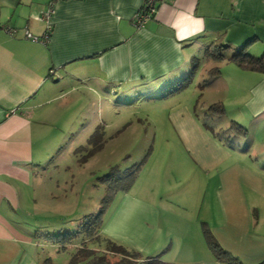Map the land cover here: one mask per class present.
<instances>
[{
	"label": "crops",
	"instance_id": "1",
	"mask_svg": "<svg viewBox=\"0 0 264 264\" xmlns=\"http://www.w3.org/2000/svg\"><path fill=\"white\" fill-rule=\"evenodd\" d=\"M142 1L57 0L50 41L41 43L26 35L43 37L53 0H0V264H39L53 251H67L48 238L52 234L37 223L34 208L37 191L47 185L41 183V162L55 148L46 108L59 97L73 88L111 95L169 87L190 75L196 60L199 72L200 58L218 44L225 45L222 60L231 63L245 45L251 55L264 54V0H169L137 27L134 17ZM232 74L228 93L245 97L237 109L248 133L240 139H263L257 131L264 130V73L244 69ZM221 76L205 81L206 76L203 85ZM78 107L85 106L79 102ZM60 110L61 121L65 115ZM188 136V149L175 154L195 160L196 176L186 188L178 187L187 200L175 199L170 191L164 193L172 197L164 199L153 189L151 172L142 178L141 170L130 189L129 207L132 215L140 213L135 224L144 229L135 233L137 249L151 250L165 264H229L210 250L203 235L206 225L244 264H264V160L252 163L248 157L256 151L250 146L235 152L221 139L194 144ZM181 176L172 169L164 179L172 183Z\"/></svg>",
	"mask_w": 264,
	"mask_h": 264
},
{
	"label": "rangeland",
	"instance_id": "2",
	"mask_svg": "<svg viewBox=\"0 0 264 264\" xmlns=\"http://www.w3.org/2000/svg\"><path fill=\"white\" fill-rule=\"evenodd\" d=\"M203 57L199 60V72L194 74L188 86L179 91H175L173 85L183 82L190 75L177 79L169 87L160 85L119 90L109 96L104 93L94 95L89 88L67 86V90L73 89L46 108L51 121L47 129L55 148L41 162V183L47 185L45 190L37 191L40 194L34 207L38 209L37 223L47 227L52 235L59 234V229L77 231L85 215L99 212L107 195V184L102 178L114 166L127 169L141 164L140 177L151 172L149 176L153 189L162 194L174 192L175 199L187 200L186 191L183 195L178 187L186 188V183L196 176L195 160L190 154L186 159L175 157V154L181 149H188L185 138L188 135L194 144L207 138L221 139L235 152L250 146L256 152L248 159L255 165L264 160V130L261 127H258L257 134L260 133L263 139L251 143L233 136L230 131L233 119L236 118L238 123L242 120L237 107L245 99L238 91L228 93L231 77L235 75L232 73L244 69L237 63L214 60L206 55ZM214 67H219L221 78L212 85H203L208 76L206 70ZM79 102L81 107L85 106L84 109H79ZM218 104L225 109L223 113H220ZM60 109L65 115V119L64 116L61 118L62 122L58 118L62 112ZM99 126H102L100 143L103 147L95 151L96 145L92 146L88 141ZM172 169H177L182 176L178 177V181L172 179V183H168L164 175ZM132 193L134 191L129 190L114 195L105 215L104 226L107 229H102V236L136 251L143 259L152 258L151 250L141 251L136 247L140 242L135 233H143L144 229L142 231V224H135V217L140 213L132 215L129 207ZM172 195L164 193L161 196L165 199ZM198 196L200 207L202 195ZM171 238L176 240L177 237ZM94 247L104 252L105 244L101 241ZM74 250L53 251L51 258L55 264H69ZM120 258V255H109L112 262H118Z\"/></svg>",
	"mask_w": 264,
	"mask_h": 264
},
{
	"label": "trees",
	"instance_id": "3",
	"mask_svg": "<svg viewBox=\"0 0 264 264\" xmlns=\"http://www.w3.org/2000/svg\"><path fill=\"white\" fill-rule=\"evenodd\" d=\"M215 47L216 48L213 47L214 49L209 48L207 51V56H210L214 60H222L224 58L222 48L225 47V45L218 44L215 45ZM245 47L246 45L240 47L237 52L231 56V60L237 63L243 69L264 73V54L262 56L251 55L246 52ZM197 68L198 62L196 60L190 76L187 77V79H185L183 82H178L177 84L173 85L174 90L179 91L180 89L188 86L192 81V77L194 76ZM219 74V67H214L209 71L208 77L205 79V81L210 78H214ZM217 106L220 110V113H223V107L220 104ZM231 125L230 131L233 136L238 138L247 136L248 131L246 127L233 120ZM101 128L102 126H99L88 141L92 146L96 145L95 151L103 147V144L100 143V138L102 136ZM141 168V164L127 169H121L119 166L112 167L110 172L105 174V176L102 178V181L107 184V195L104 201H102L99 212L96 214L85 215L80 221L78 229L75 232L66 231L64 234L59 233L57 235H48V238L62 245L61 250H67V245L73 246L72 249L75 250L71 254L72 256L69 264H165V262L161 260L160 256L143 259L142 256H140L136 251L129 250L124 247V245L115 243L111 239L104 238L101 235V228L105 220L109 203H111V200L114 198V195L117 192L129 191L132 188L137 180ZM203 235L206 243L208 244L216 259L226 261L229 264H244L239 258L232 255L221 246L212 231L206 225H203ZM101 241H103L105 244L104 252H100L94 247ZM109 255L114 257L116 255H120L121 258L118 262H112L109 259ZM39 264L55 263L52 258H47Z\"/></svg>",
	"mask_w": 264,
	"mask_h": 264
},
{
	"label": "built area",
	"instance_id": "4",
	"mask_svg": "<svg viewBox=\"0 0 264 264\" xmlns=\"http://www.w3.org/2000/svg\"><path fill=\"white\" fill-rule=\"evenodd\" d=\"M55 1L57 0H53L49 10L47 11L44 17L47 23V31L45 32L43 37H36L31 35L30 33H27L26 37L31 41L41 42V43H48L50 41L53 30L51 17L52 14L54 13L53 4ZM168 1L169 0H143L139 11L136 13L134 17L135 25L137 27H142L143 25H145L150 19L154 18L157 15L159 7L163 4H166Z\"/></svg>",
	"mask_w": 264,
	"mask_h": 264
}]
</instances>
